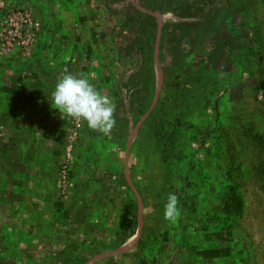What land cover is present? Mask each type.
<instances>
[{"label":"crops","instance_id":"obj_1","mask_svg":"<svg viewBox=\"0 0 264 264\" xmlns=\"http://www.w3.org/2000/svg\"><path fill=\"white\" fill-rule=\"evenodd\" d=\"M22 1L13 0L14 3ZM33 1L36 5L37 0ZM167 1H172L171 6L177 10L187 2L203 8L197 16L176 15L171 7L160 11V16L153 11L157 18L156 29L140 23L139 34L128 42L114 40V31L116 27L119 29L114 20L101 22L102 28H112L113 35L108 31L99 33L97 39L82 37L79 49L74 43L81 34V26L69 21L76 9L73 3L68 4L67 0L37 2L44 13L50 15V22H44L38 33L33 56L36 78L48 80L43 92L46 97L42 100L36 97V101L33 97L24 102L23 98H27L24 94H30L29 88H9L2 79V74L8 70L0 65V82H3L0 86V141L7 144V148L0 150L6 160L4 170L0 169V264H136L132 252L142 235L137 226L134 233L124 238L125 221L120 207L122 201H127L120 200L114 193L118 191L121 177L130 184L127 172L135 181L134 167L128 166L127 172L121 169V153L116 150L119 145L116 144L125 140L126 120L115 113L116 126L108 136V139L113 138L114 145L106 148L101 145L104 151L97 147L86 150L90 139L94 143L98 139L82 133L75 151L77 162L70 172L68 195L61 198L57 195L55 163L61 154L60 142L67 125L51 99L64 67L68 69L78 54L80 57L90 55V69L99 61L97 72H83L91 80L97 79L106 67L111 70L118 53L124 57L129 55V60L134 59L136 63L133 53L138 50L141 57L132 77L136 94L130 103L134 113L129 124L135 123V127L141 124L146 118L142 115L136 120L137 112L144 110L146 116L158 103L174 106L180 101L185 105L194 102L206 110L214 100L224 104L231 102L228 92L232 93L235 87L242 91L245 84L234 80L237 73L233 67L236 56L242 54L241 50L250 40L248 12L238 7L244 0ZM62 12L67 13L68 20L63 15L56 16ZM102 12L120 14L110 7H102ZM209 12L213 15L206 17ZM129 14L127 11L126 15ZM90 47L95 48V54L89 51ZM68 70L74 74L72 68ZM109 88L101 90L109 92ZM197 97L200 101H195ZM11 105L13 119L8 115ZM10 142L18 146L15 166L13 158L10 159ZM135 235L136 239L131 241Z\"/></svg>","mask_w":264,"mask_h":264},{"label":"rangeland","instance_id":"obj_2","mask_svg":"<svg viewBox=\"0 0 264 264\" xmlns=\"http://www.w3.org/2000/svg\"><path fill=\"white\" fill-rule=\"evenodd\" d=\"M38 1L35 5L33 0L19 3L12 0L13 4L24 6L31 19L40 25L31 43L27 44V51L3 46L0 34V65L8 70L2 74V79L9 88H29L30 94H24L27 97L26 100L23 98L24 102L33 97L35 101L36 97L37 100L46 97L43 92L48 80L36 78L33 56L38 33L44 22H50V15L44 13ZM101 1L67 0L76 7L69 21L81 26V34L74 43L77 49L82 46L78 43L82 37L97 39L99 33L108 31L113 35L112 28H102L101 22L114 20L119 24V29L116 27L114 31L115 41L128 42L139 34L136 17L129 21L126 15L139 0ZM102 7H110L120 14H102ZM238 7L242 12H248L250 40L233 63L234 73H237L234 80H242L245 84L242 91L235 87L232 93L228 92L229 103L214 100L206 110L194 102L185 105L180 101L174 106L158 103L157 108L147 111L146 116L144 110L137 112L136 120L142 115L146 119L135 127V123L129 124L134 113L130 103L136 94L132 77L141 57L140 51L133 53L136 63L134 59L129 60V55L124 57L118 53L111 70L106 67L105 73L101 71L97 79L90 80L98 91L110 87L109 92L102 93L113 99L118 109L115 113L127 122L123 129L125 140L116 144H119L116 150L121 153V169L127 172L128 166L134 167L135 181L127 172L130 184L121 177L117 183L118 191L114 193L120 200L127 201H122L120 207L125 221L124 238L130 235L128 232L134 233L137 226L142 235L132 252L136 264H264V0H244ZM66 14L56 16L63 15L68 20ZM1 23L0 19V30ZM89 51L95 54L94 47ZM97 52L101 53L100 49ZM90 60V55L80 57L78 54L68 69L72 68L75 75L84 71L97 72L99 61L90 69ZM195 101L200 100L197 97ZM8 115L13 119L12 105ZM76 123L80 126L76 127ZM66 125L60 142L61 154L55 163L57 184L63 171H66L68 181L65 193L57 187V195L61 198L68 195L70 172L77 162L75 151L82 133L98 139L97 143L90 139L86 150L96 147L101 150L103 144L104 148L114 145L113 138L108 139L112 131L105 135L91 130L86 121L71 118L66 119ZM13 133L16 136L15 129ZM10 143V159L13 158L12 165L15 166L18 146ZM6 145L0 141V150L7 148ZM5 161L0 155V169L4 170ZM233 190L242 201V210L236 215L226 211ZM170 193L178 196L181 207V217L175 223L164 219Z\"/></svg>","mask_w":264,"mask_h":264},{"label":"clouds","instance_id":"obj_3","mask_svg":"<svg viewBox=\"0 0 264 264\" xmlns=\"http://www.w3.org/2000/svg\"><path fill=\"white\" fill-rule=\"evenodd\" d=\"M52 105L58 109L61 119L86 121L93 131L109 134L116 126L117 105L113 99L97 90L95 84L83 74L75 75L67 68L52 92ZM181 217V207L176 194L170 193L165 204L164 219L175 223Z\"/></svg>","mask_w":264,"mask_h":264},{"label":"built area","instance_id":"obj_4","mask_svg":"<svg viewBox=\"0 0 264 264\" xmlns=\"http://www.w3.org/2000/svg\"><path fill=\"white\" fill-rule=\"evenodd\" d=\"M156 14L160 16L162 12L157 11ZM0 19L2 21L0 34L3 46H15L27 51V44L31 43L33 35L39 30V22L33 21L26 8L13 4L12 0H0ZM75 126L79 127L80 125L76 123ZM67 186L66 171H63L58 187L62 193H65Z\"/></svg>","mask_w":264,"mask_h":264},{"label":"trees","instance_id":"obj_5","mask_svg":"<svg viewBox=\"0 0 264 264\" xmlns=\"http://www.w3.org/2000/svg\"><path fill=\"white\" fill-rule=\"evenodd\" d=\"M172 5V1H167L166 0H139V3L137 6H133L130 8L129 11V21L132 20V18L135 16L136 17V23L137 26L143 22L146 25H150L152 26L153 30L156 29V25H157V18L155 17V15H153V11H164L168 8H170L172 10V12L176 15L179 16H197L198 14H200L201 10H202V6L196 5L194 2H187L185 5L183 6H179L178 10L175 9ZM142 8H145L146 11L143 12ZM138 15V16H137ZM211 15H213L211 12L208 13V15L206 14V17H210ZM145 27V25H142ZM242 210V201L239 198V196L235 195L234 190L233 193L231 192V196L229 199L228 204L226 205V211L229 214H239ZM128 234H131L130 232H128Z\"/></svg>","mask_w":264,"mask_h":264}]
</instances>
